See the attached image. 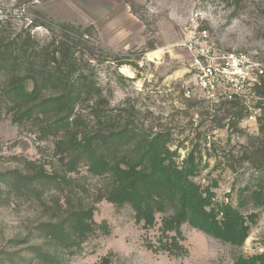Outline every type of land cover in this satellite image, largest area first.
Returning a JSON list of instances; mask_svg holds the SVG:
<instances>
[{"label":"rangeland","instance_id":"374dc122","mask_svg":"<svg viewBox=\"0 0 264 264\" xmlns=\"http://www.w3.org/2000/svg\"><path fill=\"white\" fill-rule=\"evenodd\" d=\"M196 11L205 13L201 25L220 47L264 58V0H0L5 36H30L38 49L47 50L54 41L70 40L80 63H91L102 97L97 112L101 119L121 123L132 118L139 131L166 133L170 149L177 151V163L195 149L201 162L194 181L211 187L216 202L239 208L240 192L247 196L257 180L264 179V129L249 119L264 111L242 112L240 119L234 114L238 109L228 110L231 105L217 108L185 96L191 75L181 44L189 14ZM155 51L158 57H150ZM79 111L85 124H95L90 105ZM56 141L51 135L45 138L33 124L14 123L0 96V177L42 169L66 175L75 193L46 183L36 194H8L0 182V264H99L106 256L109 264H236L239 257L264 253V206L254 208L251 202L239 210L245 215L256 212L259 218L241 247L185 223L181 244L186 255L154 253L149 246L158 245L161 216L156 215L154 227L144 229L129 206L118 208L105 200L95 204L93 213V220L104 228L78 250L69 252L38 239L39 226L62 209L66 196L73 195V204L78 199L88 204L108 186V178L90 176L84 164L67 173ZM34 246H41L49 257L42 262L32 259ZM23 258L29 261L23 263Z\"/></svg>","mask_w":264,"mask_h":264},{"label":"trees","instance_id":"16d2710c","mask_svg":"<svg viewBox=\"0 0 264 264\" xmlns=\"http://www.w3.org/2000/svg\"><path fill=\"white\" fill-rule=\"evenodd\" d=\"M1 27L0 22V96L11 109L13 122L33 124L45 138L55 137V148L67 173L77 172L84 164L90 176L108 178V186L92 203L78 199L73 204V195L66 196L62 209L39 226L38 239L69 252L78 250L97 229L104 228L93 220V213L95 204L105 200L118 208L129 206L135 222L144 229L154 227L156 215L161 216L158 245L149 246L154 253L186 255L188 251L181 244L185 223L231 246L244 244L259 215H245L239 208L244 202H251L254 208L264 206L263 178L247 196L240 192L239 208L230 202H216L211 187L194 181L201 162L195 149L177 163V151L170 149L166 133L139 131L132 118L121 123H114L113 118L101 119L97 112L102 97L91 75V63H80L70 40L54 41L51 50L38 49L30 36H5ZM256 93L261 100L254 108L264 111V79ZM238 104H230L228 110L238 109L234 114L241 119L247 109ZM83 105L92 109L93 126L83 122L79 111ZM263 120L264 114L256 118L262 131ZM0 182L8 188V194H36L37 188L46 183L54 184L58 191L71 188L75 194L66 175L48 174L42 169L32 174L1 175ZM31 250L32 259L39 262L49 257L41 246ZM11 258V262L15 260ZM27 260L23 258L22 262ZM99 264H109L108 256ZM236 264H264V253L239 257Z\"/></svg>","mask_w":264,"mask_h":264},{"label":"built area","instance_id":"2783aa9c","mask_svg":"<svg viewBox=\"0 0 264 264\" xmlns=\"http://www.w3.org/2000/svg\"><path fill=\"white\" fill-rule=\"evenodd\" d=\"M205 17L199 11L189 14L187 34L181 44L191 75V84L184 87L185 96L204 99L217 108L242 103L256 115L261 110L248 104L261 100L256 88L264 79V58L220 47L201 25ZM249 119L256 121V116L250 114Z\"/></svg>","mask_w":264,"mask_h":264},{"label":"bare ground","instance_id":"6f19581e","mask_svg":"<svg viewBox=\"0 0 264 264\" xmlns=\"http://www.w3.org/2000/svg\"><path fill=\"white\" fill-rule=\"evenodd\" d=\"M158 55H159V52L155 51V52L151 53L149 56L156 58V57H158ZM123 71H126V70H123Z\"/></svg>","mask_w":264,"mask_h":264}]
</instances>
